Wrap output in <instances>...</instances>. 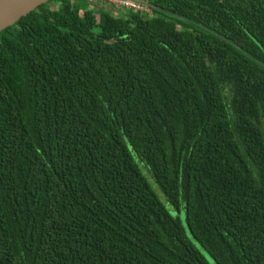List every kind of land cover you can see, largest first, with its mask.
I'll use <instances>...</instances> for the list:
<instances>
[{"label": "trees", "instance_id": "1", "mask_svg": "<svg viewBox=\"0 0 264 264\" xmlns=\"http://www.w3.org/2000/svg\"><path fill=\"white\" fill-rule=\"evenodd\" d=\"M147 1L0 33V264H209L136 159L216 264H264V0Z\"/></svg>", "mask_w": 264, "mask_h": 264}, {"label": "rangeland", "instance_id": "2", "mask_svg": "<svg viewBox=\"0 0 264 264\" xmlns=\"http://www.w3.org/2000/svg\"><path fill=\"white\" fill-rule=\"evenodd\" d=\"M97 2H92L90 3L89 6H87L88 9L91 10H95V13H100L97 12V6H96ZM108 12H110L113 15L116 16H123L124 13L122 10H115L113 8H109L107 10ZM99 28H96V31H98ZM137 164L140 168V171L142 173V175L147 179L148 183L150 184V187L152 188V190L154 191V193L158 196V198L162 201V203L164 204V206L167 208V210L169 211V213L175 217L176 219H178L181 224L182 227L184 228L185 234L186 236L190 239V241H192V243L200 250V252L202 253V255L206 258V260L208 261L209 264H216L215 261L213 260V258L210 256V254L195 240V238L192 236L188 225H187V218H186V205L185 202L182 201L180 208L176 209L174 206L170 205L167 200L166 197L163 193V191L161 190V188L159 187V185L156 183L155 179L153 178V176L150 174V172L148 171V168L141 163L140 161H138V159H136Z\"/></svg>", "mask_w": 264, "mask_h": 264}, {"label": "water", "instance_id": "3", "mask_svg": "<svg viewBox=\"0 0 264 264\" xmlns=\"http://www.w3.org/2000/svg\"><path fill=\"white\" fill-rule=\"evenodd\" d=\"M50 0H0V33Z\"/></svg>", "mask_w": 264, "mask_h": 264}, {"label": "built area", "instance_id": "4", "mask_svg": "<svg viewBox=\"0 0 264 264\" xmlns=\"http://www.w3.org/2000/svg\"><path fill=\"white\" fill-rule=\"evenodd\" d=\"M70 1L77 2L80 0ZM94 1L97 2V12L101 10L107 11L109 8H113L117 11L122 10L124 14L128 12H137L144 14L149 8L147 0H90V3Z\"/></svg>", "mask_w": 264, "mask_h": 264}]
</instances>
